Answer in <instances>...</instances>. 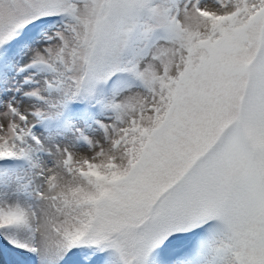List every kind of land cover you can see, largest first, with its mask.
Masks as SVG:
<instances>
[{
	"label": "snow or ice",
	"instance_id": "1",
	"mask_svg": "<svg viewBox=\"0 0 264 264\" xmlns=\"http://www.w3.org/2000/svg\"><path fill=\"white\" fill-rule=\"evenodd\" d=\"M0 264H264V0H0Z\"/></svg>",
	"mask_w": 264,
	"mask_h": 264
}]
</instances>
